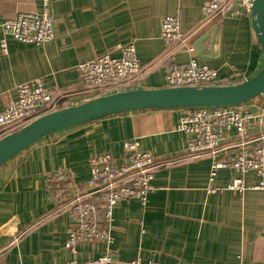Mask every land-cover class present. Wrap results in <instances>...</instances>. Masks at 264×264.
I'll return each mask as SVG.
<instances>
[{"label": "crops", "instance_id": "0c3cea01", "mask_svg": "<svg viewBox=\"0 0 264 264\" xmlns=\"http://www.w3.org/2000/svg\"><path fill=\"white\" fill-rule=\"evenodd\" d=\"M205 2L51 0L54 40L34 46L10 39L7 53L0 46V109L16 97L17 85L37 78L56 90V111L100 97L81 82L77 66L105 53L119 57L120 46L130 42L141 72L124 90L165 88L167 71L191 57L161 40L166 16H180L194 46L216 30L215 45L211 47V38L203 43L209 60L197 58L218 70V85L252 78L264 63L252 16L225 12L205 18ZM42 10V0H0V23ZM238 107L254 118L249 134L264 137V95ZM182 115L183 109H159L109 116L47 136L4 164L0 264H66L72 258L65 248L72 220L48 193L47 174L70 169L77 184L86 185L92 156L110 153L115 164H123V144L132 140L155 158L154 191L146 205L131 200L115 207L113 264L139 257L164 264H264V189L255 188L260 179L247 174L246 190L235 192L229 189L239 177L233 169H219L213 180L210 176L215 162L231 157L236 132L226 135L214 156L189 159L187 137L178 130ZM105 253L100 243H82L76 260L94 262Z\"/></svg>", "mask_w": 264, "mask_h": 264}, {"label": "built area", "instance_id": "2783aa9c", "mask_svg": "<svg viewBox=\"0 0 264 264\" xmlns=\"http://www.w3.org/2000/svg\"><path fill=\"white\" fill-rule=\"evenodd\" d=\"M255 0H206L202 7L205 18L228 12L231 16L251 15ZM42 12L19 13L12 19L0 23L2 38L0 46L7 53L8 40L22 44L43 46L55 38L51 0H42ZM161 40L166 45H177L190 54L185 65H174L166 73L165 85L171 87L218 85V70L201 64L196 56V47L182 28L180 16H166L161 24ZM121 54L113 57L105 53L95 59L81 62L77 71L81 82L90 86L101 96L125 91V87L141 72L135 44L120 46ZM16 97L0 109V140L18 132L34 120L56 111V90L47 87L44 80L37 78L23 82L15 88ZM106 92H110L106 94ZM253 116L238 106L195 107L183 109L178 130L187 137L186 154L189 159L214 156L221 148L226 135L236 132L231 157L215 162L211 180L222 168H231L239 174L230 190H246L245 176L253 173L259 179L257 189H264V137L253 138L248 125ZM126 159L117 165L110 153L92 156L89 159L90 177L86 185L76 182L70 169H60L47 174V191L66 212L72 227L68 230L66 251L72 258L66 264H113L111 246L113 214L115 207L124 201L138 200L146 205L154 191L155 158L140 150L137 140L123 144ZM82 243H100L106 253L94 262L76 260L78 246ZM129 264H164L136 258Z\"/></svg>", "mask_w": 264, "mask_h": 264}, {"label": "water", "instance_id": "95a60500", "mask_svg": "<svg viewBox=\"0 0 264 264\" xmlns=\"http://www.w3.org/2000/svg\"><path fill=\"white\" fill-rule=\"evenodd\" d=\"M251 16L264 59V0L254 1ZM209 38L213 47L216 30H213L211 35L205 34L196 42L199 59L209 60L204 54L203 46ZM262 95H264V63L255 76L233 85L133 89L100 96L78 106L45 114L18 132L2 138L0 168L47 136L109 116L143 110L239 106Z\"/></svg>", "mask_w": 264, "mask_h": 264}]
</instances>
